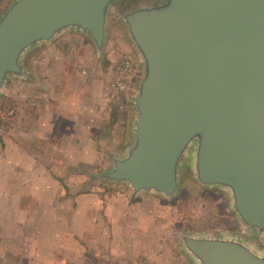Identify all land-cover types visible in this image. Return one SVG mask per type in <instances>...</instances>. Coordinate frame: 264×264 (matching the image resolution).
Returning a JSON list of instances; mask_svg holds the SVG:
<instances>
[{
  "label": "rangeland",
  "instance_id": "374dc122",
  "mask_svg": "<svg viewBox=\"0 0 264 264\" xmlns=\"http://www.w3.org/2000/svg\"><path fill=\"white\" fill-rule=\"evenodd\" d=\"M15 0H0V18ZM117 0L102 55L78 31L28 57L0 99V264H196L181 235L241 232L228 196L185 173L171 199L103 179L132 141L143 68ZM264 248V236H252Z\"/></svg>",
  "mask_w": 264,
  "mask_h": 264
},
{
  "label": "water",
  "instance_id": "95a60500",
  "mask_svg": "<svg viewBox=\"0 0 264 264\" xmlns=\"http://www.w3.org/2000/svg\"><path fill=\"white\" fill-rule=\"evenodd\" d=\"M117 0H15L0 18V99L37 49L78 31L101 56ZM143 68L132 141L103 179L176 197L185 173L241 232L181 235L196 264H264V0H147L123 15Z\"/></svg>",
  "mask_w": 264,
  "mask_h": 264
}]
</instances>
